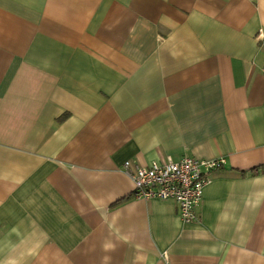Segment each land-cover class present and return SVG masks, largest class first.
<instances>
[{
	"label": "crops",
	"instance_id": "crops-1",
	"mask_svg": "<svg viewBox=\"0 0 264 264\" xmlns=\"http://www.w3.org/2000/svg\"><path fill=\"white\" fill-rule=\"evenodd\" d=\"M263 67L264 0H0V264H264ZM182 157L188 224L123 171Z\"/></svg>",
	"mask_w": 264,
	"mask_h": 264
},
{
	"label": "built area",
	"instance_id": "built-area-1",
	"mask_svg": "<svg viewBox=\"0 0 264 264\" xmlns=\"http://www.w3.org/2000/svg\"><path fill=\"white\" fill-rule=\"evenodd\" d=\"M262 73L264 75V67ZM223 164V159L182 157L148 167H132L125 162L123 171L132 181L135 199L172 201L177 206L179 219L188 224L196 221L195 209L201 202L209 176Z\"/></svg>",
	"mask_w": 264,
	"mask_h": 264
},
{
	"label": "trees",
	"instance_id": "trees-1",
	"mask_svg": "<svg viewBox=\"0 0 264 264\" xmlns=\"http://www.w3.org/2000/svg\"><path fill=\"white\" fill-rule=\"evenodd\" d=\"M264 166H260V167H256V168H253V169H250V170H248V171H243V172H241V174H251V175H257V174H259V173H261V172H263V168Z\"/></svg>",
	"mask_w": 264,
	"mask_h": 264
}]
</instances>
